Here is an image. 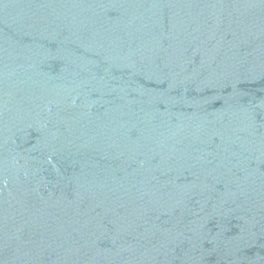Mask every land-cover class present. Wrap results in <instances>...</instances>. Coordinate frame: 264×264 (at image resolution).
<instances>
[{"label": "water", "instance_id": "water-1", "mask_svg": "<svg viewBox=\"0 0 264 264\" xmlns=\"http://www.w3.org/2000/svg\"><path fill=\"white\" fill-rule=\"evenodd\" d=\"M0 264H264V0H0Z\"/></svg>", "mask_w": 264, "mask_h": 264}]
</instances>
